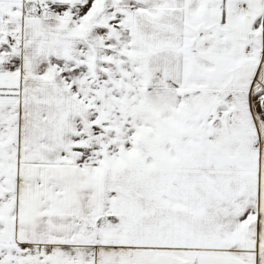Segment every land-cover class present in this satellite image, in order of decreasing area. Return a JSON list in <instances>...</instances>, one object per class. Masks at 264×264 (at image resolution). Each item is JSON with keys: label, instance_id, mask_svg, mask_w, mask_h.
Masks as SVG:
<instances>
[{"label": "snow or ice", "instance_id": "snow-or-ice-1", "mask_svg": "<svg viewBox=\"0 0 264 264\" xmlns=\"http://www.w3.org/2000/svg\"><path fill=\"white\" fill-rule=\"evenodd\" d=\"M0 264H264V0H0Z\"/></svg>", "mask_w": 264, "mask_h": 264}]
</instances>
